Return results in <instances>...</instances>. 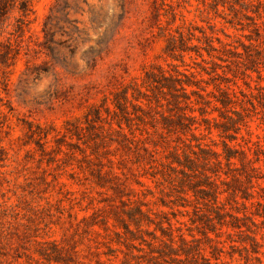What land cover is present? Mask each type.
Segmentation results:
<instances>
[{"label": "rangeland", "instance_id": "obj_1", "mask_svg": "<svg viewBox=\"0 0 264 264\" xmlns=\"http://www.w3.org/2000/svg\"><path fill=\"white\" fill-rule=\"evenodd\" d=\"M175 149L241 228L182 189ZM258 202L264 0H0V264H264ZM170 240L199 255L150 258Z\"/></svg>", "mask_w": 264, "mask_h": 264}, {"label": "trees", "instance_id": "obj_2", "mask_svg": "<svg viewBox=\"0 0 264 264\" xmlns=\"http://www.w3.org/2000/svg\"><path fill=\"white\" fill-rule=\"evenodd\" d=\"M52 12V11H51ZM52 15H48L46 20L43 23L42 26V32H43V36H44V43L46 44V47L49 49V52L51 53V55H59L60 53V43L59 41L54 40V30H53V24L51 22H49L50 20H52ZM49 20V21H48ZM224 101V100H223ZM184 117H186V115L184 114ZM225 150L227 151L226 155H225V159L229 162L230 159L235 158L236 154H234L231 151H238V150H234L232 148H225ZM238 153L241 155L239 156L241 163H242V171H239L240 174L244 175V178L246 180V183H248V187H253V179H257V176L255 174V169L256 167L253 164V161L249 158L246 157L245 155V151H238ZM173 155L175 157V162L177 163V167H173L177 173V177H178V181L179 183L182 185V189L183 187H186V189L184 190L186 192V190L188 189H193L194 194L196 195V193H201L203 194V196H198L197 198L200 197L203 200H212L211 202V208L215 211L216 216L218 217V221L220 224H225V225H229L232 228H241V224L240 221L244 218H247V215L244 214L243 217H239L238 215L235 214H231L229 213L228 210L225 209L224 204H219V195L222 193L223 190H221L218 186V184L216 183L215 178H212V176L206 174V172L202 171V172H196V170H194V168H191L189 166V162H183L180 157L178 152L173 151ZM185 157L186 161H191V158L189 157L188 154H183ZM184 167H187L188 170L186 171L184 169ZM239 174V175H240ZM217 175V174H215ZM220 176H217L216 178H219ZM235 180H239L238 182H242L240 179H238V177H235ZM199 179V180H198ZM202 179V180H200ZM220 182H223V180H220ZM224 183V182H223ZM243 194L241 196V198L245 199V200H250L253 196L252 192H250L249 190H247V187H244V189L242 190ZM242 205L244 206V208H246L245 203L243 202ZM258 205H260L262 207V212H260L259 210H256V212H253V215H257L259 217H262L264 219V205L261 204L260 202H258ZM194 210L197 212L198 210H200V206H194ZM238 212V211H237ZM229 216L230 220H226L225 216ZM264 222V220H263ZM257 241L252 238V248H253V252L256 253L258 250H255V245H257ZM186 245V243H185ZM185 250H183L182 247V252L178 253V252H173L174 251V246H173V241L170 240V242H163L162 245L160 247H153L150 248V258L151 259H157L158 257H164L167 256L166 258H172V256L176 255L179 256L181 255V253H184L185 258L184 260L188 263H190L191 261L195 260L196 256L199 255V251L197 252V255L195 256L194 253H191L189 251H187V246H184ZM172 251V252H171ZM218 259V256L215 258ZM255 259L257 261L260 262V258L259 257H255ZM181 261H183V259H179ZM245 264H248V260H249V256L245 257Z\"/></svg>", "mask_w": 264, "mask_h": 264}]
</instances>
